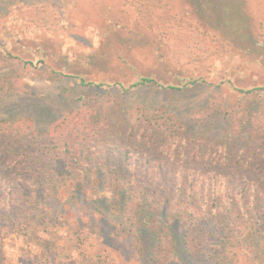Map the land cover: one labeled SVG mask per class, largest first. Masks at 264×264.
I'll return each mask as SVG.
<instances>
[{"label": "trees", "instance_id": "16d2710c", "mask_svg": "<svg viewBox=\"0 0 264 264\" xmlns=\"http://www.w3.org/2000/svg\"><path fill=\"white\" fill-rule=\"evenodd\" d=\"M124 1L150 26L158 28L157 61L172 79L165 82L150 72L125 83L110 78L88 79L84 71L65 72L54 67V73L85 85L115 87L123 95L151 84L187 90L209 82L213 61L227 45L218 34L201 31L174 13L168 0ZM29 11L36 23L46 28L55 25L52 7L35 6ZM255 44L262 48L259 57L264 64V19L258 25ZM13 47L7 40L0 42V97L21 93L26 78L39 72V63L47 65L45 48L37 49L41 58L35 63L33 58H22ZM20 50L30 51L32 47L22 46ZM11 59L20 60L18 67L8 69ZM225 84L231 101L222 114L227 129L213 139L190 137L177 114L164 105L134 104L124 118L104 99L98 100L100 112L86 102L78 111L64 114L43 134L28 117H0V225L23 233L29 243L35 229L44 225L43 232L51 233L41 243L45 250L75 246L80 264H117L110 252L91 251L93 245L81 229L69 228L63 242L65 237L59 231L63 223L51 228L49 208L59 190L83 191L91 197L99 191L114 201L119 220L115 240H130L138 251L149 254L150 264H167L178 243L191 256L204 254L209 264H234L240 259L262 264L264 83L244 87L229 78L219 83ZM210 115H195V125H208ZM34 140L44 141H39L43 148L51 144L52 151L38 146L30 151ZM168 146L175 149L174 163L168 166L165 162L156 168L152 161L157 154H167ZM15 169L33 174L31 186L22 191L25 199L19 210L12 209L17 197L14 183L7 179ZM24 225L30 226V232L23 231ZM34 264L44 263L36 259Z\"/></svg>", "mask_w": 264, "mask_h": 264}, {"label": "rangeland", "instance_id": "374dc122", "mask_svg": "<svg viewBox=\"0 0 264 264\" xmlns=\"http://www.w3.org/2000/svg\"><path fill=\"white\" fill-rule=\"evenodd\" d=\"M168 1L174 13L198 26L201 31L218 34L224 44L227 43L226 49L214 59L207 84L187 90L162 89L151 84L123 95L115 87L81 84L75 78L54 73L53 69L84 71L88 79L110 78L125 83L139 74L150 72L165 82L171 80L172 77L157 61L158 28L150 26L133 6L124 0H0V42L7 40L13 43L14 52L26 60L33 58L35 63L41 58L37 49L43 47L48 51L47 65L39 63V72L32 78H26L27 84L19 90L21 93L0 97V117L8 120L28 117L34 120L39 133L43 134L64 114L78 111L86 102L100 112L98 100L104 99L124 118L134 104L164 105L177 114L190 137L204 135L213 139L222 136L227 129L222 114L231 101L227 95V84L220 86L219 83L228 78L235 85L244 87L264 83V64L259 57L262 48L255 44L258 25L264 19V0ZM41 5L52 7L55 25L51 28L32 19L33 14L29 10ZM22 46H30L32 50L21 51ZM8 62L10 69L18 67L20 60L11 59ZM219 109H223L221 114L217 113ZM204 113L211 114L209 120L212 122L196 126L195 115L203 117ZM111 132L115 134V131ZM39 141L30 143V151L37 146L47 152L52 151L51 144L43 148ZM172 149L168 146L167 154L155 156L152 162L156 168L165 166V162L172 166L175 161ZM224 168L243 172L232 166ZM6 173L8 171L3 175ZM32 175L26 169L10 172L7 179L14 183L17 197L13 210L21 209L20 203L25 199L22 191L31 186ZM113 204L114 201L106 193L99 194L97 191L91 197L83 191L76 194L71 189H61L49 208L53 222L51 228L56 229L63 223L59 230L65 237L63 242L69 228L81 229L93 245L91 251L110 252L117 264H150L149 254L138 251L130 240H115L119 220ZM29 228V225H24L23 231L30 232ZM38 228L29 243L23 233L17 234L10 227L0 225V257L3 264H34L36 259L44 264H80V252L75 246H59L52 251L42 248L41 243L51 233L43 232L44 225ZM179 233L183 232L180 230ZM57 238V243L61 244L62 239ZM167 264L209 262L204 254H187L184 246L178 243L173 258L171 256ZM234 264L252 263L240 259Z\"/></svg>", "mask_w": 264, "mask_h": 264}]
</instances>
